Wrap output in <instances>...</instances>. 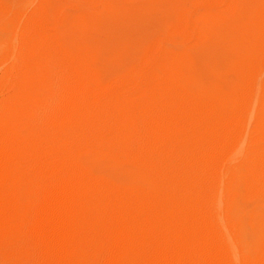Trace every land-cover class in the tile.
Segmentation results:
<instances>
[{
    "label": "bare ground",
    "instance_id": "bare-ground-1",
    "mask_svg": "<svg viewBox=\"0 0 264 264\" xmlns=\"http://www.w3.org/2000/svg\"><path fill=\"white\" fill-rule=\"evenodd\" d=\"M202 3L247 23L234 86L212 81L194 53L167 47L209 40L190 14L119 75L49 38L53 100L18 129L0 125V264H264V241L249 237L258 225L239 216L244 203L264 201V0ZM97 157L154 187L127 184Z\"/></svg>",
    "mask_w": 264,
    "mask_h": 264
},
{
    "label": "rangeland",
    "instance_id": "rangeland-1",
    "mask_svg": "<svg viewBox=\"0 0 264 264\" xmlns=\"http://www.w3.org/2000/svg\"><path fill=\"white\" fill-rule=\"evenodd\" d=\"M37 1L38 0H0V6L2 7H0V11L2 12H0V120L2 121H0V125H3L1 128L4 130H10L11 128L15 130L16 128L18 129L19 127L26 125L30 119L35 118L38 115L37 113H40L39 111H42L45 106H47L53 100L55 95L54 84H56V76L55 72H53L54 69H52L53 66L51 64L48 50L51 37L59 38L62 41L64 47L73 52L88 54L97 58L100 64H102V66H104L105 69L109 71V73L113 75H119L133 69L138 65H141V60H143V62L145 61L150 47L155 44V40L157 41L162 38L170 37L173 38L175 28L182 16L190 14L191 21L196 27L200 28V30L209 35V40L201 45L195 46L192 44L189 46L180 39L173 38V40L176 42L174 44L175 46L172 47V45H170L172 43L168 42L167 47L169 49L176 48V50L179 52L189 51L194 53L198 59L199 57L201 58L200 62L202 61L204 69L208 75L210 74L209 77L212 81L231 86H234L238 83L234 73L238 61L246 58L249 53V48L246 41L247 23L238 17L234 18L235 16H230V14L222 11L219 12L218 16L213 15L211 12H208L207 9H205L202 0H127L129 2L128 4H126V0H109L108 4H102L100 0ZM255 1L259 2L262 0ZM34 2L35 4H33ZM142 2L144 6L142 5ZM37 4L40 7H38ZM196 6L197 9L195 8ZM36 8H39V11H35ZM182 9L183 11H181ZM192 10L195 11L192 12ZM197 10L198 12H196ZM36 12H39V21H32L31 18ZM22 13L25 14L22 15ZM58 16H61L62 18L58 19ZM47 17H51V21ZM93 17L95 18L93 19ZM24 20L26 21L25 23ZM10 21L12 24H10ZM42 21L45 23H41ZM51 22L54 23L52 24ZM107 24H111L112 26ZM18 25H20V27ZM30 25L32 27H30ZM54 25L56 26L54 27ZM92 25L94 28H92ZM81 27L83 29H81ZM108 27L109 30L111 29V31L107 29ZM102 29L104 32L101 31ZM53 30L56 32L52 33ZM112 31L116 33L117 36H115L116 34L112 35ZM34 34L41 35L37 36ZM105 34H107V39L106 37H102L105 36ZM109 34L111 35L110 37L114 36L115 38L113 39L112 37L110 39ZM31 36H34V38L32 39ZM94 37L97 39L95 40ZM39 39L41 41H39ZM102 39H104V41ZM13 40L15 41L13 42ZM28 41L30 43H28ZM112 43L116 44L113 45ZM118 46H120V48ZM17 47L19 48L18 51H21L23 48V53L19 52L18 54ZM22 57H24L26 60ZM18 62L20 64H18ZM12 64L17 66L19 69L17 67L12 68ZM8 76L11 78L9 79ZM5 78L6 80H4ZM51 81H53V83ZM45 102L46 104L44 105ZM113 161L114 160L106 157H97L95 159L96 164L102 170L106 172L109 171L108 173L122 178L127 184L131 186H142L148 188L154 187V182L152 179L143 173L135 170L133 167L124 166L116 161H114V163ZM131 171H133V173ZM257 201V203L255 200L250 201L240 206L239 216L240 218L242 217V221L248 226L252 224L258 225V227L249 234L252 242L258 245L264 241V201ZM250 211L251 213L249 214Z\"/></svg>",
    "mask_w": 264,
    "mask_h": 264
}]
</instances>
